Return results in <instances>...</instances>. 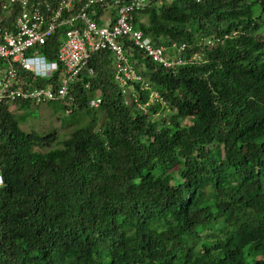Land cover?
<instances>
[{"label":"trees","instance_id":"1","mask_svg":"<svg viewBox=\"0 0 264 264\" xmlns=\"http://www.w3.org/2000/svg\"><path fill=\"white\" fill-rule=\"evenodd\" d=\"M147 2L138 29L201 54L174 71L123 40L152 103L137 83L128 100L108 50L48 102L76 117L63 139L22 129L31 102L0 103V264H264V0Z\"/></svg>","mask_w":264,"mask_h":264},{"label":"built area","instance_id":"2","mask_svg":"<svg viewBox=\"0 0 264 264\" xmlns=\"http://www.w3.org/2000/svg\"><path fill=\"white\" fill-rule=\"evenodd\" d=\"M107 2H113L110 5L115 15L109 14L105 23L99 25L91 12L99 4ZM146 3L147 0H128L125 3L122 0H9L2 6V11L15 13L14 19L9 21L7 16L0 14V58L5 64L0 72V103L6 100L49 102L69 98L72 101L69 96L71 85L79 80L83 71L94 73V69L88 66L90 59L102 49L115 52L117 79L121 84L139 79L134 64L125 53L124 36H129L135 46L159 64L173 68L183 63L182 59L171 58L164 46L153 45L142 31L135 30L133 14ZM57 33V60L51 62L50 70H45L40 62L46 57L38 50ZM54 71L58 77L55 81ZM25 72H30L31 77L30 81L25 78L27 86L21 84L22 73ZM55 83L57 87H54ZM100 102L98 98L91 105L97 106Z\"/></svg>","mask_w":264,"mask_h":264},{"label":"clouds","instance_id":"3","mask_svg":"<svg viewBox=\"0 0 264 264\" xmlns=\"http://www.w3.org/2000/svg\"><path fill=\"white\" fill-rule=\"evenodd\" d=\"M86 1V0H85ZM128 1V0H127ZM127 1H123L124 3L125 2H127ZM9 2V0H0V14L1 15H3V16H7V19H9V18H11V16H13V19H14V14L15 13H11V11L9 12V11H6V12H4V11H2V6L4 5V4H6V3H8ZM106 4V6H105V8L106 7H108V11H110V15H112V16H114L115 15V11H114V9L112 8V6L110 5V4H112V2H107V3H105ZM104 4V5H105ZM149 5V3L147 2L146 3V5L143 7V9L146 7V6H148ZM98 7V6H97ZM110 8V9H109ZM95 10V8L92 10V12ZM111 10H112V14H111ZM141 10V9H140ZM92 12H91V16H92ZM108 13V12H107ZM106 13V14H107ZM13 14V15H12ZM108 14V15H109ZM108 15H105V19L107 18V16ZM93 17V16H92ZM12 19V20H13ZM11 20V21H12ZM97 22V21H96ZM98 23V22H97ZM104 23H105V21H104ZM133 23H134V20H133ZM8 24V23H7ZM100 25V24H99ZM103 25V24H102ZM134 27H135V30H139V31H142L143 32V34H144V37H146L147 39H149L150 40V42L153 44V45H155V46H164L165 48H166V51H167V54L171 57V58H173V59H182V60H184V62L183 63H181V64H178L177 66H175V67H173V68H171V67H166V66H164L163 64H159V63H157V62H155L154 60V62L155 63H157L158 65H162L163 67H165V68H167V69H170V70H176L178 67H181V66H184V65H186V64H188V63H196V62H199L200 61V59H201V54L200 53H197V52H194V53H190L189 55H187L186 57H184V56H182V53H183V51L184 50H186V48H188V45L186 44V43H183V44H180V45H178V43H174V44H171L170 46L173 48H175V50L173 51L172 49L171 50H169L165 45H156L153 41H152V39L149 37V36H147V35H145V33H144V31L142 30V29H138L135 25H134ZM58 33H60V32H58ZM57 33V34H58ZM57 34H55V35H57ZM121 40V39H120ZM123 40H129L131 43H132V45L134 46V47H136V48H138L137 46H135L134 45V43H133V40L132 39H130L129 38V36H124L123 37V39H122V42H123ZM58 41H59V38H58ZM204 41L206 42H204L206 45H208L207 43H210V39H208V40H206V39H204ZM59 43V42H58ZM123 44H124V46H125V42H123ZM58 45L59 44H57V50H56V58L55 59H49L47 56H46V54H44L43 52H40L39 50H38V52H40V53H42V54H44V57H46L43 61H41L40 63L41 64H43V68L45 69V70H50V64H51V62L52 61H55V60H57V52H58ZM44 47V46H43ZM181 47H183V49H180ZM42 48V47H41ZM139 49V48H138ZM102 50H108V51H110V53H111V56H112V58H113V61H114V68H115V80L118 82V83H120V85L122 86V88L124 89V92L126 93V95H127V97H128V100H130V99H132V97H136L137 96V91H135V83H137V84H139L140 85V90L141 91H145V90H148V91H150V100H149V103H152L155 99H157V98H159V94H158V92L156 91V90H153L152 89V87H151V85L149 84V82L146 80V78L144 77V75L142 74V73H140V71H139V69H138V66H139V62H138V60H137V58L135 57V58H133L130 54H129V52H127V50H126V48H125V53H126V55H127V58L129 59V61H131L133 64H134V67H135V70H136V72H137V74L140 76V78L139 79H131V80H128L127 81V83L126 84H121V82H119V80L117 79V58H116V54H115V52L114 51H112V50H110V49H102ZM141 52H143L145 55H147L143 50H141V49H139ZM101 51V50H100ZM35 52V51H34ZM99 52V51H98ZM97 53V52H96ZM96 53H94L93 55H92V57H91V59L93 58V56L96 54ZM148 56V55H147ZM149 57V56H148ZM3 62V64L0 66V72H1V70H3V68H4V60L2 59V58H0ZM91 59H90V62H91ZM152 59V58H151ZM88 66H90V67H92L93 69H94V67L92 66V65H90V63H89V65ZM55 72V71H54ZM25 73H28L29 74V77H30V72H25ZM94 73H95V69H94ZM94 73L93 74H88V70L86 71H83V73L80 75V77H79V80L80 79H82V75L83 76H85V75H88V76H93L94 75ZM31 78V77H30ZM29 78V79H30ZM53 78H58L57 77V72H55L54 73V77ZM48 79V78H47ZM78 80V81H79ZM39 81H42V80H40L39 79ZM77 81V82H78ZM43 82V81H42ZM46 82V81H45ZM43 83V84H46V83ZM76 82V83H77ZM86 83H87V81H85ZM75 83V84H76ZM73 85V84H72ZM71 85V86H72ZM89 86V84L87 83L86 84V87H88ZM139 92V91H138ZM133 94V95H132ZM69 96H71V100H73L74 99V97L72 96V95H70V90H69ZM101 99V102L97 105V106H92L91 105V102L93 101V100H96V99ZM6 101H8V100H6ZM13 101H29V102H31L32 104L33 103H38V104H42V103H48V102H38V101H33V100H13ZM61 101H64V100H61ZM66 101H68V102H65V103H69V102H71L70 101V98L69 99H66ZM5 102V101H4ZM50 102V101H49ZM57 102V101H56ZM102 103V98L101 97H99V96H95L94 98H92L91 100H90V102H89V106L90 107H94V108H98L99 106H100V104ZM149 103H147L146 105H143V108H145ZM3 183V181H2V178H1V175H0V184H2Z\"/></svg>","mask_w":264,"mask_h":264},{"label":"rangeland","instance_id":"4","mask_svg":"<svg viewBox=\"0 0 264 264\" xmlns=\"http://www.w3.org/2000/svg\"><path fill=\"white\" fill-rule=\"evenodd\" d=\"M12 109L18 116L25 112L24 109L18 106H13ZM30 110L31 115L27 120L21 122V127L25 131H37L42 134L56 132L58 137L63 139L78 124L75 116H71V113L64 112L61 103H31ZM87 118L88 116H86Z\"/></svg>","mask_w":264,"mask_h":264}]
</instances>
